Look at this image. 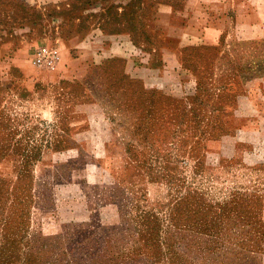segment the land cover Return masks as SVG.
Instances as JSON below:
<instances>
[{
	"label": "rangeland",
	"instance_id": "374dc122",
	"mask_svg": "<svg viewBox=\"0 0 264 264\" xmlns=\"http://www.w3.org/2000/svg\"><path fill=\"white\" fill-rule=\"evenodd\" d=\"M155 1L0 0V264H264V0Z\"/></svg>",
	"mask_w": 264,
	"mask_h": 264
},
{
	"label": "trees",
	"instance_id": "16d2710c",
	"mask_svg": "<svg viewBox=\"0 0 264 264\" xmlns=\"http://www.w3.org/2000/svg\"><path fill=\"white\" fill-rule=\"evenodd\" d=\"M145 2H148V0H130L128 1L126 4H124L125 8L124 9V17L123 19H126V25L124 26V33H127L129 34L131 37H132V41L135 43V46L136 47H141V44L142 42L139 41V39L143 38V43L145 45H152V40L150 39V36L152 34V32L155 34V32H159L157 27L155 25H152V26H147L149 27L146 28L145 25H142V24H137L135 25L134 22H136L135 20V14H130L129 15V5H132L133 3L134 4H138V8H143ZM119 3H122V2H119ZM117 3V4H119ZM174 6V5H173ZM137 23V22H136ZM120 31H122V29H120ZM155 31V32H154ZM124 63V60L123 59H119V58H115V59H110V60H107L105 62L106 66L103 67V68H98L97 70H103V69H109V73H108V79H109V86H111L112 84H114L115 86H123V84L127 83V77L124 75V68L123 67H120L121 64ZM118 65L117 68H118V71H114L112 69V66L114 65ZM107 70H104L103 72H106ZM119 84V85H117ZM137 84H139L137 81H129V95L131 97V101L132 102V105L129 104V106H131L132 108H138L139 107V103H141V98L144 97L143 95H141V92L143 91L141 89V87H138ZM128 89V88H127ZM129 101V102H131ZM155 103H157V100L155 99L154 100ZM159 104V103H158ZM4 185L5 183L2 182ZM3 195V196H2ZM6 194L4 193H0V197H4ZM16 261H20L19 258H15ZM27 261V262H26ZM32 264L33 261L31 259H26L24 260V263L23 264ZM38 263V262H37ZM36 263V264H37ZM39 264V263H38Z\"/></svg>",
	"mask_w": 264,
	"mask_h": 264
},
{
	"label": "crops",
	"instance_id": "0c3cea01",
	"mask_svg": "<svg viewBox=\"0 0 264 264\" xmlns=\"http://www.w3.org/2000/svg\"><path fill=\"white\" fill-rule=\"evenodd\" d=\"M33 3H36V2H38V3H42V2H51V1H56V0H31ZM124 2V3H127L129 0H117V3L118 2ZM174 1L175 0H156L155 1V3H156V5H155V7H154V11H155V13L157 12V10L159 11H162L161 10V8H163V7H165V8H170V10H171V12L174 14H176L177 12H179L180 10L182 11V9H180V10H178V9H176L175 7H173V5H171V4H173L174 3ZM244 1L245 0H242V1H238L239 3H244ZM247 1V0H246ZM183 2L185 3V4H187V3H191L192 2V0H183ZM156 6H160V9H158ZM186 6V5H185ZM183 12V11H182ZM155 13H153V16H154V18H156L157 19V15L155 14ZM174 17V16H173ZM126 39V37L124 36V38H123V42H122V40H118V42H114L112 45H111V47H110V49H104V48H101V47H99V45H100V41L98 40V39H96V41L94 42L95 43V45H97L96 46V49H99L100 51H101V49H102V51H101V56L102 55H122V54H124V52H126L127 50H129V46L127 45V44H129L130 42H129V40L127 41V40H125ZM70 40L71 39H68V40H66V41H64V42H62V44H61V46L63 47V48H65V47H69L68 45H69V42H70ZM127 43V44H126ZM131 45H133L132 43H130ZM99 52V51H98Z\"/></svg>",
	"mask_w": 264,
	"mask_h": 264
},
{
	"label": "built area",
	"instance_id": "2783aa9c",
	"mask_svg": "<svg viewBox=\"0 0 264 264\" xmlns=\"http://www.w3.org/2000/svg\"><path fill=\"white\" fill-rule=\"evenodd\" d=\"M62 59L61 51L56 46H42L35 54V62L51 70H55Z\"/></svg>",
	"mask_w": 264,
	"mask_h": 264
}]
</instances>
